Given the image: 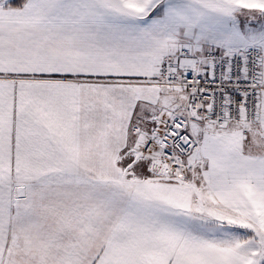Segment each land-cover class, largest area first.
Returning a JSON list of instances; mask_svg holds the SVG:
<instances>
[{
  "label": "snow or ice",
  "instance_id": "snow-or-ice-1",
  "mask_svg": "<svg viewBox=\"0 0 264 264\" xmlns=\"http://www.w3.org/2000/svg\"><path fill=\"white\" fill-rule=\"evenodd\" d=\"M0 264H264V0H0Z\"/></svg>",
  "mask_w": 264,
  "mask_h": 264
}]
</instances>
